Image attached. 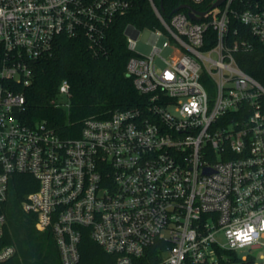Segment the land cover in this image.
Wrapping results in <instances>:
<instances>
[{
    "label": "built area",
    "instance_id": "1",
    "mask_svg": "<svg viewBox=\"0 0 264 264\" xmlns=\"http://www.w3.org/2000/svg\"><path fill=\"white\" fill-rule=\"evenodd\" d=\"M218 1L165 17L149 0L161 29L125 30L142 105L87 118L65 139L21 119L35 64L62 36L104 52L137 0H0V262L16 254L3 242L6 209L25 175L37 189L22 209L51 232L61 264H82L84 229L115 264H264V86L240 63L255 51L245 36L264 46V0ZM70 99L63 80L55 106Z\"/></svg>",
    "mask_w": 264,
    "mask_h": 264
},
{
    "label": "trees",
    "instance_id": "2",
    "mask_svg": "<svg viewBox=\"0 0 264 264\" xmlns=\"http://www.w3.org/2000/svg\"><path fill=\"white\" fill-rule=\"evenodd\" d=\"M166 17L188 0H153ZM158 20L149 0H137L132 10L115 21L103 42L104 52L95 55L85 38L60 37L50 58L38 61L30 86L23 89L26 109L21 117L28 124L45 120L62 138L80 136L85 119H107L115 110L142 105L144 97L134 88L126 74V65L133 53L128 49L125 30L133 25L139 30L155 28ZM255 51L240 61L243 69L264 86V46L255 38L245 36ZM70 84V107H57L59 86ZM30 176H16L7 205V224L3 242L14 246L16 254L0 264H61L51 232L37 230L36 216L22 209V201L37 189ZM80 244L82 264H115L116 257L107 254L84 229Z\"/></svg>",
    "mask_w": 264,
    "mask_h": 264
},
{
    "label": "rangeland",
    "instance_id": "3",
    "mask_svg": "<svg viewBox=\"0 0 264 264\" xmlns=\"http://www.w3.org/2000/svg\"><path fill=\"white\" fill-rule=\"evenodd\" d=\"M155 28L161 29V26L159 25V22H158V24L156 25ZM143 30H145V29H143ZM166 40L167 39L165 37H161L160 40L158 41V46L159 47H162L163 46V43ZM151 49H152V46L150 44H148L146 41H144L141 38V35H140V37L138 38V43H137V51L138 52H141L142 54L148 55L151 52ZM171 55L172 54H171V51L170 50H168V49H164L163 50V57L170 58ZM219 238L221 239L222 242H225V237L223 235H220ZM245 253H247V249L240 250V252H239V254H241V255H243ZM255 254H256L257 257H259V255H261L262 252L256 251Z\"/></svg>",
    "mask_w": 264,
    "mask_h": 264
},
{
    "label": "water",
    "instance_id": "4",
    "mask_svg": "<svg viewBox=\"0 0 264 264\" xmlns=\"http://www.w3.org/2000/svg\"><path fill=\"white\" fill-rule=\"evenodd\" d=\"M225 0H219L217 3L214 4V7H217L219 5H221ZM185 8H189V6H181L179 7L177 10H181V9H185ZM205 15V13H197V12H194L193 10H191L189 12V17L192 19V20H201L202 17Z\"/></svg>",
    "mask_w": 264,
    "mask_h": 264
}]
</instances>
